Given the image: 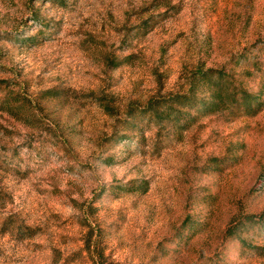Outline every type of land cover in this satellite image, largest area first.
Listing matches in <instances>:
<instances>
[{"label": "rangeland", "instance_id": "obj_1", "mask_svg": "<svg viewBox=\"0 0 264 264\" xmlns=\"http://www.w3.org/2000/svg\"><path fill=\"white\" fill-rule=\"evenodd\" d=\"M0 264H264V0H0Z\"/></svg>", "mask_w": 264, "mask_h": 264}, {"label": "trees", "instance_id": "obj_2", "mask_svg": "<svg viewBox=\"0 0 264 264\" xmlns=\"http://www.w3.org/2000/svg\"><path fill=\"white\" fill-rule=\"evenodd\" d=\"M194 83L196 89H206L205 97H197L195 91L171 96L166 99V103H158L156 108H152L151 117L157 120L172 121L175 127H181V123L185 122L183 128H186L198 119V115L235 112L252 116L263 106L259 96L248 94L218 71L198 73ZM157 109L161 110L162 116L158 114Z\"/></svg>", "mask_w": 264, "mask_h": 264}]
</instances>
